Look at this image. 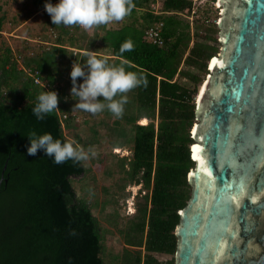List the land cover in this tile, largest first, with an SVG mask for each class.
Listing matches in <instances>:
<instances>
[{
	"label": "trees",
	"instance_id": "16d2710c",
	"mask_svg": "<svg viewBox=\"0 0 264 264\" xmlns=\"http://www.w3.org/2000/svg\"><path fill=\"white\" fill-rule=\"evenodd\" d=\"M196 1L131 0L132 11L152 2L162 14L146 11L147 25L142 30L126 25L107 31L103 38L115 58L113 63L107 60L110 65H123L147 81L133 89L137 116L125 117L133 132L127 175L131 183L149 192L137 223V231L144 235L140 245L147 254L143 264H158L151 253L175 255L178 212L191 197L187 176L194 168L190 159L194 98L208 74L209 61L220 48L214 45L219 44L216 19L208 11L199 16ZM46 2L51 3L42 0L39 7L44 9ZM44 13L50 27L68 34L65 26L53 25ZM158 20L163 22V47L150 45L144 38L145 28ZM3 23L0 17V31ZM129 41L133 49L121 53ZM64 53L53 47L34 57L24 56L19 68L11 49L0 48V264H104L99 223L87 203L77 198L71 183V177L85 173L82 162L55 164L42 151L36 156L26 151L27 135L33 131L38 135L49 132L54 139L68 142L64 128H69L72 116L63 119L69 109L53 86ZM31 67L50 85L47 91L60 95L59 110L43 120L36 119L32 107L46 90L33 83Z\"/></svg>",
	"mask_w": 264,
	"mask_h": 264
},
{
	"label": "water",
	"instance_id": "95a60500",
	"mask_svg": "<svg viewBox=\"0 0 264 264\" xmlns=\"http://www.w3.org/2000/svg\"><path fill=\"white\" fill-rule=\"evenodd\" d=\"M220 6V48L196 103L192 192L178 212L174 264H264V0Z\"/></svg>",
	"mask_w": 264,
	"mask_h": 264
},
{
	"label": "rangeland",
	"instance_id": "374dc122",
	"mask_svg": "<svg viewBox=\"0 0 264 264\" xmlns=\"http://www.w3.org/2000/svg\"><path fill=\"white\" fill-rule=\"evenodd\" d=\"M25 2L28 3L31 0L13 1L15 10H10L12 15L9 14L6 17V28L11 29L26 17H30L33 11L30 9V4L28 7L24 6ZM211 2L214 1L199 0L194 3L195 8L200 10L199 16L202 15V11H208L212 20L217 18V10ZM15 14L18 15L14 16ZM44 16L45 18H34L20 28L16 34L20 37L27 35L31 39L51 41L47 33L53 27L47 24L46 13ZM181 18L190 21L186 15H181ZM53 29L58 32L59 43H67L75 50L83 49L92 53H102V44L96 33L99 28L94 27V32H91V29L85 30L80 26L71 27L67 30L68 34L57 28ZM191 31H193L192 27ZM8 42L20 54H26L31 49H42L34 41H25L19 37L10 38L7 41L0 35V48L6 47ZM214 45L219 47V44ZM52 48L53 46L49 50ZM64 51L60 59L57 81L53 85L62 94L63 101L69 109V112L64 115L72 116L69 128H64V135L68 142H74L86 151L91 149V152L95 153V155L90 153L89 159L81 161L86 171L80 176L71 177L72 187L77 198L87 203L99 223L102 246L100 256L104 264H138V258L141 259L140 264H143L147 254L144 247L140 245L141 242L143 245L144 235L137 231V223L140 221V210L149 192L141 185L131 183L127 175L128 161L131 158L133 146V132L131 126L126 123L125 117L137 116L136 103L133 100L134 91L131 90L126 94L128 102L124 105V112L120 118L114 117L108 110L93 115L77 109L74 106L77 98L71 95L72 82L68 69L72 68L73 63L86 64L88 56L83 51L73 50L74 54ZM59 77L65 80V85L58 83ZM81 82L82 78L78 77L77 84ZM183 83L190 85L185 81ZM199 86L197 95L201 87ZM57 106H59V101ZM115 149L118 150L115 151ZM151 256L158 264L175 263L173 254L151 253Z\"/></svg>",
	"mask_w": 264,
	"mask_h": 264
},
{
	"label": "clouds",
	"instance_id": "9594fccd",
	"mask_svg": "<svg viewBox=\"0 0 264 264\" xmlns=\"http://www.w3.org/2000/svg\"><path fill=\"white\" fill-rule=\"evenodd\" d=\"M44 9L55 26H80L88 30L123 20L131 13L132 3L131 0H57L56 4L46 2ZM132 49L133 44L129 41L122 45L120 52ZM86 55V64L73 63L70 71L71 95L77 98L74 106L93 115L108 110L114 117L120 118L124 105L128 102L126 94L142 84L146 85V79L136 72L126 71L123 65H110L106 59L88 53ZM78 77L82 78L79 84ZM36 100L32 113L37 120H43L46 115L59 110L58 95L55 91L43 90ZM27 137L28 155L36 156L39 150L55 164L68 160L80 162L89 159L90 153L95 155L91 149L86 151L74 142L54 139L49 132L38 135L33 131Z\"/></svg>",
	"mask_w": 264,
	"mask_h": 264
},
{
	"label": "crops",
	"instance_id": "0c3cea01",
	"mask_svg": "<svg viewBox=\"0 0 264 264\" xmlns=\"http://www.w3.org/2000/svg\"><path fill=\"white\" fill-rule=\"evenodd\" d=\"M13 1L14 0H12V1L0 0V17L4 18V23L2 25V30L0 31V35L3 36L7 41H9L10 38L16 39L17 37H19L21 39H25V41H34L35 39H31L27 35H23L20 37L16 33H17V31H19L20 28L27 25L34 18H36V17H39V19H40V17L45 18V16H44L45 9L40 8L38 5L40 3V1H42V0H31V2H28V3L25 2L24 6L28 7L30 4V9H32V11H33L29 15L30 17H26V19H23V21H21V23L19 22L13 28L8 29V28H6V20H7L6 17L9 14L12 15L10 13V10H15V7L12 4ZM150 4H154V3L150 2L149 5ZM149 5H147L144 8H139V9H135L134 11H131V13L121 21H113V22L108 23L107 25L99 26V30H97L96 33L98 34L97 37L99 38V40L101 41V44H102V53H92V52H88V51L83 50V49L82 50L81 49L75 50V49H73V47L69 46L67 43H64V42L63 43H56L55 45H53V47L61 48L63 50L68 51V53L72 52L73 50L78 51V52L83 51L84 54L88 53V54L93 55V56H101L103 59L109 60L110 63H113L115 58L112 56V50L108 46H106L105 43L103 42V38L105 36V33L107 31L119 30L126 25H134L139 30H142L143 27L145 25H147L145 13H146V11H148ZM17 15L18 14H15L14 16H17ZM70 28L71 27H69V26H65V30H70ZM73 31L75 32V30H73ZM90 31L94 32V28H91ZM1 39H2V37H1ZM6 47H9L11 49V51L14 53V55H22V54L18 53L17 50H14V47L9 42L6 45ZM70 71H71V68L68 69L69 73H70ZM58 83L60 85H62V84L65 85L66 82L64 79L62 80L59 77ZM142 122H145V121L143 120Z\"/></svg>",
	"mask_w": 264,
	"mask_h": 264
},
{
	"label": "built area",
	"instance_id": "2783aa9c",
	"mask_svg": "<svg viewBox=\"0 0 264 264\" xmlns=\"http://www.w3.org/2000/svg\"><path fill=\"white\" fill-rule=\"evenodd\" d=\"M51 3L56 4L57 0H51ZM220 3H221V1H220ZM211 5H213L214 8L217 10L218 15H217V18L215 20V24L218 26L219 19L221 18L222 7L220 6V4H218V0H214V2H211ZM148 12H150L153 16H160L162 14V12H159L157 10L155 4L149 5ZM193 13H194V11H192V14ZM162 29H163V22L160 20L154 21L152 24L147 26L144 30V38H145L146 43L153 45V46H156V47H163L164 39L162 38ZM47 36L51 41L47 42V41H42L40 39L34 40V42L36 43V45L39 46V48L42 47L41 50H38V48H36V49L29 50L26 54L14 55L16 57L17 62L19 63V68H22L20 61L24 56L34 57L36 55H39L41 53V51L42 52L48 51L51 46L56 44V40L58 39V32L56 30H54L53 28H50L48 30ZM31 69L32 70H30V77L32 78L33 83L35 85H38V86L44 88L46 91L49 90L50 85L42 79V77L40 76V74L36 70V68L31 67ZM62 117H63V119H65L66 115H63ZM191 137H192V135H191Z\"/></svg>",
	"mask_w": 264,
	"mask_h": 264
},
{
	"label": "bare ground",
	"instance_id": "6f19581e",
	"mask_svg": "<svg viewBox=\"0 0 264 264\" xmlns=\"http://www.w3.org/2000/svg\"><path fill=\"white\" fill-rule=\"evenodd\" d=\"M220 1L221 0H218V4H220ZM209 69L212 70V64H213V60H210L209 61ZM209 77L206 79V81L203 82V85H201L200 89H199V94L196 96V103L199 104L200 103V100H201V96H202V93L204 91V88L206 86V83L208 81ZM192 155H193V158L195 159V151H196V147L195 146H192Z\"/></svg>",
	"mask_w": 264,
	"mask_h": 264
},
{
	"label": "snow or ice",
	"instance_id": "6c2138e0",
	"mask_svg": "<svg viewBox=\"0 0 264 264\" xmlns=\"http://www.w3.org/2000/svg\"><path fill=\"white\" fill-rule=\"evenodd\" d=\"M214 63H215V61H214Z\"/></svg>",
	"mask_w": 264,
	"mask_h": 264
}]
</instances>
